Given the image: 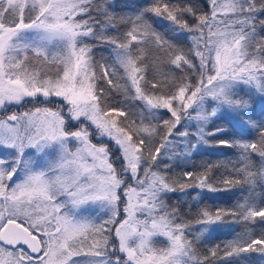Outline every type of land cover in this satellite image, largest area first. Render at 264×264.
Returning <instances> with one entry per match:
<instances>
[{
  "label": "snow or ice",
  "instance_id": "obj_1",
  "mask_svg": "<svg viewBox=\"0 0 264 264\" xmlns=\"http://www.w3.org/2000/svg\"><path fill=\"white\" fill-rule=\"evenodd\" d=\"M254 96L264 0H0V264H264Z\"/></svg>",
  "mask_w": 264,
  "mask_h": 264
},
{
  "label": "trees",
  "instance_id": "obj_2",
  "mask_svg": "<svg viewBox=\"0 0 264 264\" xmlns=\"http://www.w3.org/2000/svg\"><path fill=\"white\" fill-rule=\"evenodd\" d=\"M148 0H115L116 3V11L119 14H131L138 10L140 7H142L145 3H147ZM173 2H182V0H173ZM96 58L99 59L101 55H104L105 57L108 55L107 49H96ZM246 91V90H245ZM242 96H244L245 99H247V96L245 93H241ZM139 103V102H137ZM39 106V105H36ZM251 110L253 115L261 117V109L262 105L260 103V100L258 96H254L251 101ZM34 105L31 103L24 104L22 106H9L10 111H18L22 112L27 109L33 108ZM217 124H220L226 128H229L228 122L226 119H221L217 121ZM214 127V125H213ZM229 135H238V133L234 132L231 128H229ZM93 143H99V140H94L92 137ZM113 151H115V148L113 147ZM223 154V155H221ZM235 150L233 149H227V148H216V149H207V151L199 155L195 158L194 164L199 165L201 161H208V162H216V161H226L229 159L234 158ZM115 159V157H112ZM192 165H188L189 168H191ZM238 191V190H237ZM209 197H216L217 199H208L205 200L204 203L209 206H220V207H229L232 203L235 202L236 196H233L230 193H206ZM236 227V226H234ZM232 235L234 233H229L228 231H220L217 233H214L212 235V238L207 241V245H215L219 243H223L227 239H231ZM207 245L201 249V251L207 250Z\"/></svg>",
  "mask_w": 264,
  "mask_h": 264
},
{
  "label": "rangeland",
  "instance_id": "obj_3",
  "mask_svg": "<svg viewBox=\"0 0 264 264\" xmlns=\"http://www.w3.org/2000/svg\"><path fill=\"white\" fill-rule=\"evenodd\" d=\"M53 99H55V98H53ZM13 106H17V105H13ZM93 139H94V140H98V138L95 137V136H93ZM113 147H114V145H113ZM114 148H115V147H114ZM120 210H121V215H122V214H123V205H121V209H120ZM158 239H161V240H162L163 238H158Z\"/></svg>",
  "mask_w": 264,
  "mask_h": 264
}]
</instances>
